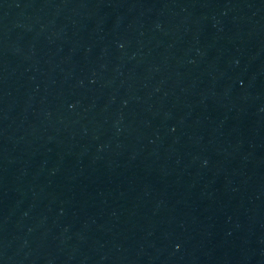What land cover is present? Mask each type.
<instances>
[{"label": "water", "instance_id": "1", "mask_svg": "<svg viewBox=\"0 0 264 264\" xmlns=\"http://www.w3.org/2000/svg\"><path fill=\"white\" fill-rule=\"evenodd\" d=\"M0 264H264L242 0H0Z\"/></svg>", "mask_w": 264, "mask_h": 264}]
</instances>
